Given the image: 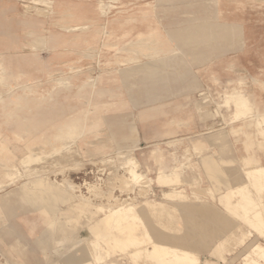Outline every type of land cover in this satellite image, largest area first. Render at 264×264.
<instances>
[{
  "label": "rangeland",
  "instance_id": "rangeland-1",
  "mask_svg": "<svg viewBox=\"0 0 264 264\" xmlns=\"http://www.w3.org/2000/svg\"><path fill=\"white\" fill-rule=\"evenodd\" d=\"M0 62L25 75L5 81L11 96L0 86V156L16 168H0V264H95L89 222L128 208L139 250L101 226L98 264H188L154 245L244 264L264 246V177L247 175L264 166V0H0ZM64 144L70 156H46ZM119 155L136 160L139 188ZM62 180L81 196L56 213L21 191Z\"/></svg>",
  "mask_w": 264,
  "mask_h": 264
},
{
  "label": "bare ground",
  "instance_id": "bare-ground-1",
  "mask_svg": "<svg viewBox=\"0 0 264 264\" xmlns=\"http://www.w3.org/2000/svg\"><path fill=\"white\" fill-rule=\"evenodd\" d=\"M42 3H45V1H41ZM69 10V9H68ZM98 11H99V14H103L104 13V8H103V6H100L99 5V7H98ZM47 15V14H46ZM67 16V15H66ZM206 26V25H205ZM165 33V32H164ZM143 34L142 33H138L137 34V36H142ZM27 36V35H26ZM85 40V39H84ZM138 40V39H137ZM37 44H40V42H38ZM128 44V43H127ZM146 44H148V43H146ZM154 44V43H153ZM152 44V45H153ZM108 45V44H107ZM137 45H138V43H137ZM115 46V45H114ZM131 46V45H130ZM123 47V46H122ZM127 47V46H126ZM156 47H159V46H156ZM40 48V47H39ZM154 49V48H153ZM121 51V50H120ZM132 51V50H131ZM136 51V50H135ZM161 51V50H160ZM132 53H134V52H132ZM156 53V52H155ZM159 53H161V52H159ZM167 53H168V51H167ZM141 54V53H140ZM128 55V54H127ZM132 55V54H131ZM158 55V54H157ZM3 56V55H2ZM34 56V55H33ZM135 56V55H134ZM124 57V56H123ZM142 57V56H141ZM136 58H137V56H136ZM135 58V60H137ZM144 58V57H143ZM2 59V58H1ZM9 60V59H8ZM129 60H131V59H129ZM173 60V59H172ZM124 61H126V60H118V58H116V62H124ZM21 62V61H20ZM137 62V61H136ZM9 63V62H8ZM22 63V62H21ZM31 63V62H30ZM115 63V62H114ZM118 63V64H119ZM142 63V62H141ZM14 64V63H13ZM131 64V63H130ZM148 65V64H147ZM31 66V65H30ZM171 67V66H170ZM16 68V67H15ZM71 68V67H70ZM71 69H73V68H71ZM109 69V71H110V68H108ZM125 69V68H124ZM77 71V70H76ZM99 71V70H98ZM113 71V70H112ZM77 73V72H76ZM23 76H25L24 74H18V73H9V74H7L6 73V69H5V65L3 64V63H1L0 62V86H4V87H6V83H5V81H7L9 78H12L13 80H16L17 78H20V77H23ZM89 80V79H88ZM8 86V89L7 90H5L4 92L6 93V94H11L13 91H14V88L13 87H11V86H9V85H7ZM125 87V86H124ZM223 91V90H222ZM21 93H23L22 95L23 96H26V93H25V90H23L22 89V92ZM25 93V94H24ZM232 95V99H234V102H238V104H241V106H244V104H246V100H245V98H243L242 96L243 95H240V94H231ZM20 96V95H19ZM245 108V107H244ZM260 124V123H259ZM100 133V132H99ZM264 136V135H263ZM103 139V138H102ZM68 145L67 144H64L63 146H62V148L61 149H53L52 151L53 152H50V154H46V156H48V158H52V157H55V156H59V154H61V155H63V154H65L64 152H66L67 150H68ZM70 149V153H71V148H69ZM1 151H3V148H1V150H0V152ZM31 152V151H30ZM118 152V151H117ZM120 152V151H119ZM118 152V153H119ZM130 152V151H129ZM67 154H68V152H66ZM67 154H65L66 155V158H67V156H70V155H67ZM60 155V156H61ZM122 155H124V154H122ZM122 155H119V157H122ZM30 156H31V154H30ZM125 156H126V154H125ZM129 156V155H128ZM32 157V156H31ZM30 157V158H31ZM64 157V156H63ZM72 157H74V156H72ZM24 159L23 161H22V166H26V167H28L29 166V164H32V162H34V161H37L38 160V158L39 157H36V156H34L32 159ZM118 158V157H117ZM129 158V159H128ZM126 157V159L125 158H120L119 159V161H125V160H127V168H128V170H126V172H127V174L129 175V178H128V180H126V181H128L131 185H133V186H136L137 185V183L141 180V179H145V178H143V176L141 175V174H139L138 172H137V162H136V160L134 161L133 159H131V157ZM108 159V158H107ZM121 159H123V160H121ZM58 160H59V158H58ZM65 160V159H64ZM67 160V159H66ZM109 160V159H108ZM110 160H111V157H110ZM126 162V161H125ZM34 165V164H33ZM37 166V165H36ZM35 166V167H36ZM126 166V165H125ZM125 166H123V168L125 167ZM30 167V166H29ZM32 167V166H31ZM0 168L3 170V174H2V176H4V177H6V178H10V179H13V178H16V177H14V176H16V174H14L15 172V170H16V168L14 167V166H11L10 165V160L9 159H7V158H5V157H1L0 156ZM126 168V169H127ZM243 168V167H242ZM247 168V167H246ZM125 169V168H124ZM238 169V168H237ZM243 170H244V168H243ZM247 171V170H246ZM14 172V173H13ZM36 172V171H35ZM240 172V171H239ZM17 173V172H16ZM249 173V175H251V176H253V175H259V176H257L256 177V179L255 178H253L254 180H263V178L262 177H260V176H263L264 177V168H260V167H257V168H255L253 171H247V174ZM114 174V173H113ZM19 175V174H18ZM248 175V176H249ZM255 175V176H256ZM114 176V175H113ZM250 176V177H251ZM254 176V177H255ZM22 177V176H21ZM228 177V176H227ZM120 178H122V177H120ZM111 179H112V177H111ZM249 179H251V178H249ZM41 180V179H40ZM107 180V179H106ZM146 180V179H145ZM170 180V179H169ZM63 182H61V183H58V182H53L52 184H48V190H45V188H43L42 187V185L40 186V185H38V186H40V187H36L37 189H35V187H33L34 188V190H32V189H28V188H24V184L21 186V191H22V194H23V196H25V198H26V200H28L29 202H31V203H33V204H35V203H41L42 202V204H44L45 206H47V210H49V212L50 213H56V209H54V204H56V202H59V201H63V202H72L75 198H80V196H78V195H76V191H75V189H77L78 187L77 186H74L73 184H71V183H69L68 181H65V180H62ZM143 181V180H142ZM235 181V180H234ZM252 181V180H251ZM40 182V181H39ZM39 182H37V183H34V185H36V184H38ZM41 183V182H40ZM142 183V182H141ZM229 183H230V181H229ZM239 183V182H238ZM126 184V183H125ZM128 184V183H127ZM130 184H128V185H130ZM136 184V185H135ZM143 184H145V183H143ZM143 184H141L142 186H143ZM257 184V183H256ZM120 185V184H119ZM130 185V189H132L131 187H133V186H131ZM139 185V184H138ZM136 186L137 188H139V186ZM248 185V184H247ZM31 186V185H30ZM116 186V185H115ZM122 186V185H121ZM239 187L241 186V185H238ZM259 185H257V187H258ZM107 187V186H106ZM110 188H112V186H109ZM227 187V186H226ZM230 187H232V186H230ZM237 187V186H236ZM243 187V186H242ZM245 187H246V185H245ZM235 188V187H234ZM238 188V187H237ZM258 189V188H257ZM45 190V191H44ZM108 190V189H107ZM128 190V189H127ZM141 190V189H140ZM241 190V189H240ZM247 191H249V189L247 190ZM236 192V191H235ZM234 191H233V188H228V191L226 192V193H223V198H221V199H224V201H223V206H224V208L225 207H227L228 205H229V202H231L230 201V198H232L233 197V195H234V193H235ZM101 193H103V192H101ZM107 193V192H106ZM110 193V192H109ZM108 193V194H109ZM173 194H174V192H172ZM172 193H170V195L169 194H167V193H163V195H165L166 194V196H171V198L173 197V194ZM237 193V192H236ZM246 194H244V195H247V192H245ZM250 193V192H249ZM44 194H46V195H44ZM239 194H242V192H240ZM44 195V196H43ZM102 195V194H101ZM174 195H177V193H175ZM238 195V194H237ZM235 196V197H238V196ZM250 195V194H249ZM239 196H243V195H239ZM254 196V195H253ZM175 197V196H174ZM247 197H249L248 195H247ZM178 198V197H177ZM87 200V199H86ZM115 200V199H114ZM88 202H89V200H87ZM252 201H256L255 199H252ZM260 201V200H259ZM78 202V201H77ZM152 202V201H151ZM234 203V202H233ZM258 204H256V202L254 203V205H256V206H253V207H257L258 205H260V203L259 202H257ZM62 204V203H61ZM236 204L237 205H235L236 207L238 206V204L239 203H237L236 202ZM264 204V203H263ZM83 205V204H82ZM154 205V204H153ZM159 205V204H158ZM246 205H253V202L251 203V204H246ZM244 206V204H243V206H242V211H243V209H245V208H247L248 206ZM262 205V204H261ZM100 206V205H99ZM160 206V205H159ZM204 206V205H203ZM229 206H231V205H229ZM229 206H228V208H229ZM241 205H239V207H240ZM75 207V206H74ZM109 208H110V206H108ZM112 207V206H111ZM149 207V206H148ZM150 207H152V206H150ZM189 207V206H188ZM245 207V208H244ZM252 207V208H253ZM262 207V206H261ZM126 208V207H125ZM178 208V207H177ZM186 208V207H185ZM190 208V207H189ZM199 208H202V207H199ZM206 208V207H205ZM232 208V207H231ZM58 209V208H57ZM98 209V208H97ZM96 209V210H97ZM135 208H128V209H119V210H116V211H113V212H110V213H108V214H106V215H104L101 219H99V220H97L96 222H89V226H90V228H89V230L91 231V232H94V234L96 235V240H95V242H93V245H94V247H95V249L94 250H96L95 251V255L93 256L92 255V253H91V257L93 258V260L95 261V264H98L100 261H101V251H102V248L100 247V245H99V240L102 238L101 237V234H102V232H101V230H100V227L101 226H106V225H109V226H111V228L112 227H115V229L117 230V228H119V230H115L116 231V233H114V235L112 236V238H109V236H107V235H104L105 237H108L111 241H113V242H115V244L117 245V247H122V246H129L131 249H133V250H131V251H136V249H138L139 247H138V245H140V244H142L141 242L143 241V238H139V237H137L136 235H135V231H134V229H136V227L134 226H132V225H135V223H133L132 221L134 220V218L136 217V216H134L133 215V211L132 210H134ZM194 209H196V208H194ZM250 209H251V207L250 208H248V209H245V210H248L249 212H253V211H250ZM254 209V208H253ZM185 210V209H184ZM193 210V209H192ZM245 210L243 211V215L242 216H244V215H247L246 217H249L248 216V213H244L245 212ZM92 211V210H91ZM101 211V210H100ZM108 211V210H107ZM75 212H77L78 214H80L81 216H84V217H88V216H90L89 215V213L85 210V208L84 207H79L78 209H76V211ZM218 212V211H217ZM260 212V211H259ZM230 213V212H229ZM239 212H237V214H238ZM242 213V212H241ZM194 214V213H193ZM240 214V213H239ZM214 215V214H213ZM252 216V215H251ZM241 217V216H240ZM264 216L262 215V218H263ZM218 218V217H217ZM257 221H255L257 224H260L261 223V221H260V215H258L257 217ZM246 219V221H247V223L248 222H250V220H247L248 218H245ZM86 220V219H85ZM89 220V219H88ZM135 220H136V218H135ZM143 220V219H142ZM220 220V219H219ZM239 220H240V218H239ZM136 221H138V219L136 220ZM263 221V220H262ZM139 222V221H138ZM252 222V221H251ZM254 222V223H255ZM249 225H251L250 223H248ZM253 224V223H252ZM261 225H262V223H261ZM54 226V225H53ZM93 226V227H92ZM132 226V227H131ZM137 226V225H136ZM121 227H122V229H121ZM249 227H251L252 228V226H249ZM254 227H258V226H254ZM261 227V226H260ZM222 228V227H221ZM256 228H255V230H256ZM113 229V228H112ZM138 229V228H137ZM263 230V229H262ZM110 231V230H109ZM264 232V231H263ZM93 236V235H92ZM103 236V235H102ZM144 237H145V234H144ZM242 236H240L238 239H240ZM243 237H244V235H243ZM94 238V237H93ZM245 238V237H244ZM74 239V238H73ZM149 240V239H148ZM62 242V241H61ZM65 242V241H64ZM63 242V243H64ZM156 242V241H155ZM167 242V241H166ZM170 242V241H169ZM168 242V243H169ZM237 242V241H236ZM241 242V241H240ZM58 243V242H57ZM65 243H68V242H65ZM172 242H170L169 244H171ZM237 243H239V242H237ZM86 244V243H85ZM180 244V243H179ZM233 244H236V243H233ZM239 244H241V243H239ZM56 245H59V244H56ZM136 245H137V247H136ZM160 245H162V244H160ZM174 245V244H173ZM188 245V244H187ZM249 245H251V244H249ZM85 246V245H84ZM131 246H133V248L131 247ZM135 246V247H134ZM179 246V245H178ZM177 246V247H178ZM230 246V245H229ZM87 247V246H86ZM92 247V246H91ZM233 247V246H232ZM80 248V247H79ZM136 248V249H135ZM146 248V247H145ZM179 248V247H178ZM246 248H248V247H246ZM74 249V248H73ZM81 249V248H80ZM87 249H90V247H88ZM122 249H125V248H122ZM230 249V248H229ZM244 249V248H243ZM94 250H92V251H94ZM126 250V249H125ZM139 250V249H138ZM144 250V249H143ZM147 250V249H146ZM85 251V250H84ZM90 251V250H89ZM91 251V252H92ZM140 251H141V249H140ZM56 254H57V252H55ZM88 253H90V252H88ZM134 253V252H133ZM151 255H152V257H157L158 258V256L160 257V256H163V258H164V256L165 257H167V256H170L171 258H174V259H182L184 262H186V263H188V264H199L198 263V260L191 254V253H188V252H186V251H183V250H178V249H175V248H167V247H159V246H153V249H152V251L151 252H149ZM140 254V253H139ZM145 254H147L146 252H145ZM143 255V254H142ZM133 256H136V255H134L133 254ZM140 256H141V254H140ZM148 256L149 257H151L149 254H148ZM53 257V256H52ZM90 257V258H91ZM170 257H168V258H170ZM89 258V257H88ZM142 258H144V257H142ZM141 258V259H142ZM56 259V258H55ZM160 259H162V258H160ZM54 259H52V261H53ZM166 260V259H165ZM170 260V259H169ZM50 261V260H49ZM180 261V260H179ZM243 263L244 264H262V263H264V246H262V245H254V244H252V248H251V251H250V253L249 254H247V255H245L244 256V258H243ZM144 262V261H143ZM165 262V261H164ZM144 263H146V262H144ZM180 263V262H179ZM81 264H90V263H81Z\"/></svg>",
  "mask_w": 264,
  "mask_h": 264
},
{
  "label": "crops",
  "instance_id": "crops-1",
  "mask_svg": "<svg viewBox=\"0 0 264 264\" xmlns=\"http://www.w3.org/2000/svg\"><path fill=\"white\" fill-rule=\"evenodd\" d=\"M14 88V87H13ZM22 91V90H21ZM13 93V92H12ZM12 93L9 95V96H11L12 95ZM18 96L20 95V94H17ZM20 97H24V98H26V96H20ZM199 146V145H198ZM197 146V147H198ZM260 166H263V165H260ZM163 168V170H166L164 167H162ZM257 168V167H256ZM260 168H264V166L263 167H260ZM250 171V170H249ZM247 175H249V173L247 174ZM250 176V175H249ZM39 204H41V203H39ZM53 252L55 253V252H57V255H58V250L57 249H54L53 250ZM6 264H9V263H6ZM199 264H200V262H199ZM203 264H208V263H203Z\"/></svg>",
  "mask_w": 264,
  "mask_h": 264
}]
</instances>
